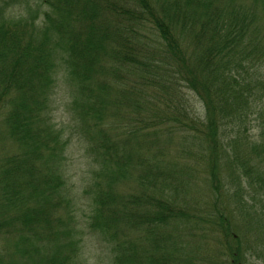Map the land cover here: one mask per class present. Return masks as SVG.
<instances>
[{"label":"trees","instance_id":"obj_1","mask_svg":"<svg viewBox=\"0 0 264 264\" xmlns=\"http://www.w3.org/2000/svg\"><path fill=\"white\" fill-rule=\"evenodd\" d=\"M16 1L10 0L11 3ZM156 1H159L158 7L154 5ZM229 1L189 0L188 6L195 4L201 10L200 13L189 15L179 7L178 0H30L22 13L9 15L8 19L2 16L0 116L1 110L6 108L8 111L5 112L4 116L7 117L4 121L7 124L8 120H12L11 130L19 134L24 155H18L15 151L9 153L3 148L6 144L5 137L10 140L9 133L3 132L4 135L0 137V143L3 144L0 145V152L9 163L21 156L23 163L17 169H10L11 167H6V163H0V189L4 200L2 206L5 201L19 203L18 212L14 209L12 211L19 226L30 227L38 236V227L47 226L48 219L56 209L61 186L60 175L48 166L51 160H56L57 155L53 151L58 148L50 147L49 141L53 142V139L47 141L49 131L42 117H28L30 105L24 93H37L39 105L47 97L45 88L57 84L56 79L62 70L63 75L76 85L74 106L80 110L91 105L93 85L98 88L104 86V78L100 83L94 84L98 74L104 75L110 69L119 75L127 71L129 63L139 69L147 87H161L164 78L160 77L162 74L155 65L158 73L153 69L149 56L142 59V44L129 37L124 38L117 32L112 33L110 24L119 31L120 22L122 26L126 22L137 25L142 22L152 23L157 28L158 41L170 44L175 37L170 30V23L182 15L187 23H199L195 38L207 37L208 42L199 48L193 59L184 58L181 56V49L174 47L169 58L171 62L181 65L176 71V76L180 79L175 90H178V83L183 81L202 100L204 112L198 117L200 128L197 129L191 125L192 119L189 124L185 122L183 114L172 118L178 129L184 127L187 134L193 129L194 133L189 138L188 135L178 138L179 144L172 150L174 153L169 166L183 165L188 177V170H197L208 162L210 185L207 192L199 193V197L191 183L177 186L181 190L179 194H175L174 188L169 185L165 186L168 194L156 185H149L151 193L143 194L144 197L136 201L143 214L137 213L136 207L124 212L129 221L127 231L114 244V249L124 254V264H184L183 257L173 247L177 245L175 236L179 239L181 235L201 230L203 226L206 230L217 228L221 231L219 242L226 257L215 264H241L253 255L248 247L242 246L244 235L237 230L233 220L242 221L251 230V216L259 217L261 224H264V107L255 103V95L260 89L264 91V79L256 86L258 80L250 73L256 58L264 54V43L261 40L256 44H248L251 35L248 24L255 22V11L249 10L247 19L229 16L221 9ZM252 1L248 0V3L251 2L255 9L259 4L264 8V0ZM40 5H45L46 8L40 11ZM102 12L109 13V25H102L95 17L96 13L100 15ZM111 18H115L116 22H112ZM168 63L169 59L164 65L172 66ZM13 110L18 114L22 112L23 121L19 122L13 117ZM182 123H186V127ZM152 128H155L154 125ZM111 130H105L107 137L112 136ZM160 130L161 127L153 129L151 146L145 156L137 154L141 166L146 165L150 155L154 153L152 146L155 141L158 143ZM171 136L166 141L169 146L173 144ZM105 149L112 161L118 158L115 143L110 145L107 142ZM155 153L159 158V154ZM29 154L32 156H28ZM106 154L103 159L104 167L109 165ZM45 155L48 158L46 160ZM220 157L225 159L229 167V173L221 186L219 174L216 176L213 173V169L219 171ZM186 158L188 160L183 162ZM33 162H40L41 166L36 168L32 165ZM117 162L118 168L123 169L130 166L131 159L118 158ZM112 168L115 169L116 166ZM156 171L158 178L165 172L160 167ZM141 176L140 174L139 178ZM173 182L175 179L171 183ZM241 184H245V187ZM226 185L234 190L236 209L242 212L238 218L233 213L230 217L227 215L222 199V190ZM206 194L211 200L203 204ZM109 195L114 197L116 194L111 192ZM97 202L100 205L94 208L92 219L96 221L92 228L99 226L105 234L110 226L104 217L101 219L105 208L104 200L98 196ZM1 211L5 221L4 209L1 208ZM147 225L161 228L154 237L157 250L151 254L146 247L152 242L146 235L149 230ZM180 232L182 234L179 235ZM134 240L145 242L138 247L132 242ZM7 245L10 244L6 242L5 247ZM21 248L29 251L23 244ZM31 259L34 264H58L55 253L48 258L37 253Z\"/></svg>","mask_w":264,"mask_h":264},{"label":"rangeland","instance_id":"obj_2","mask_svg":"<svg viewBox=\"0 0 264 264\" xmlns=\"http://www.w3.org/2000/svg\"><path fill=\"white\" fill-rule=\"evenodd\" d=\"M29 1L17 0L11 3L10 0H0V20L3 17L8 19L9 15L16 16L22 13ZM158 4L159 1L154 2L155 7H158ZM178 4L189 15L201 12L195 4L188 6L189 0H178ZM45 8V5L39 6L40 11ZM221 9L229 16H242L244 19H247L249 10L255 11V22L248 24L251 34L248 44H256L261 40L264 43V8L261 4L255 9L251 2L248 3V0H230L227 6ZM113 13L112 15L115 16ZM98 15L99 13H96L95 17L102 25H109L108 12ZM215 15L217 16V13ZM111 19L112 22H116L115 18ZM190 23L189 21L187 23L182 15L170 23V30L175 35L170 44L158 41L157 28L152 23L142 22L137 25L126 22L125 26H122L120 22L119 31H116L110 24L112 33L117 32L124 38L129 37L142 44L140 50L142 59L149 56L153 69L157 72L155 65L162 74L160 77L169 81L162 79L161 87H147V82L141 77L139 69L129 63L127 71L119 75L110 69L104 75L98 74L94 84L100 83L104 78V86L98 88L93 85V92L90 95L91 105L80 110L74 106V98L77 94L76 85L63 75L62 70L56 79L57 84L45 88L47 97L39 105L37 93L28 91L24 93L30 105L27 112L28 117H42L49 131L47 141L53 139V142L49 141L50 147L58 148L53 151V154L57 155L56 160H51L48 166L60 175L61 186L56 209L48 219L47 226L38 227V236H36V231H32L30 227L19 226L18 219L12 216L13 209L18 212L19 203L5 201V205L2 206L4 200L0 189V233L2 235L0 236V262L3 264H34L31 258H35L37 253L44 258L55 253L58 264H118V262L124 264V254L114 249V244L117 240H121L127 231L129 221L124 212L136 207L138 208L136 212L143 214L136 201L140 197L143 198V194L151 193L149 185H156L166 193L165 186L169 185L174 188L175 194H179L181 190L177 189V186L191 183L198 197L199 193L207 192L210 185L208 162L197 170H188V177L186 167L183 165L169 166L174 153L172 150L179 144L178 138L182 135H188L189 138L194 133L193 129L192 134L190 131L187 134L184 127L178 129L174 126L172 118L183 114L185 122L189 124V120L192 119L191 125L196 126L197 129L200 128L198 117L204 112L202 100L195 92L188 89L183 81L178 83V90H175L180 79L177 78L176 71L181 65L171 62L169 58L174 47H178L181 49V56L193 59L199 48L208 42L207 37L195 38L199 23ZM263 57L264 54L256 58L257 61L250 68L251 76L258 80L256 86H259L260 81L264 79ZM167 59H169L168 64L172 66L164 65ZM105 87L106 89H103ZM255 98V103L259 107H264V91L260 89ZM4 109L1 110L0 116V137L4 135L3 132L9 133L10 140H6L4 146L1 143L0 145L6 151H15L16 154L20 153L23 156L24 149L20 147L19 134L12 132V120H8L7 124L4 121L7 117L4 116L5 112L8 111ZM42 109L44 111H41ZM11 114L17 121H23L22 112L18 114L13 110ZM111 123L114 124L110 125ZM186 123L182 124L186 127ZM36 124L38 126V117ZM153 125L155 128L161 127L162 130L159 131L158 143L155 141L152 146L154 153L150 155L149 162L141 166L137 154L142 153L145 156L148 152L151 146V134L155 129L152 128ZM107 128L112 129L110 131L112 136L105 135ZM170 136L173 140L171 146L166 144ZM107 142L110 145L115 143L119 159H131L129 167L120 169L118 158L112 161L107 156L105 153ZM155 152L159 154V158ZM194 153L197 151L194 150ZM105 154L109 161L107 167L103 164ZM22 156L16 158L13 163H9V160L5 159L0 152V163H6V167H11L10 169H17L23 163L21 162ZM44 159H48L46 155ZM187 160L188 158L183 162ZM220 163L219 171L213 169V173L216 176L219 174L221 186L229 173V167L223 157H220ZM32 165L37 168L41 166V163L33 162ZM112 166L116 168L113 169ZM157 167L165 171L160 178L156 177ZM140 174L142 176L139 178ZM174 179L175 182L171 183ZM244 182L246 183L245 180ZM242 186L245 187V184ZM111 192L116 195L110 197ZM98 196L104 200L105 205L101 219L104 217L110 226L105 234L99 226L96 229L92 228V224L96 221L92 219L94 208L100 205L97 202ZM222 199L229 217L232 213L237 218L241 216V210L236 209L234 190L231 186L226 185L223 188ZM210 200L206 194L203 197V204H207ZM175 201L179 203L176 199ZM1 208L4 209L6 215L5 221ZM96 213H98L97 209ZM251 218L252 230L242 221L233 220L237 230L244 235L242 246L248 247L253 253L246 262L241 264H264V224H261L257 216H251ZM147 227L149 230L146 235L152 242L146 247L150 249L149 254H151L157 250L154 237L161 228L149 225ZM201 228V230L196 229L191 233L181 235L179 239L175 236L177 245L173 247L183 257L184 264H191V262L193 264H215L226 257L223 254L224 248L219 242L221 231L217 228L208 230L203 226ZM6 242L10 244L7 245L9 248L5 247ZM20 242L29 251L21 250ZM132 242L139 247L145 241L134 240ZM211 252L213 255H210Z\"/></svg>","mask_w":264,"mask_h":264}]
</instances>
